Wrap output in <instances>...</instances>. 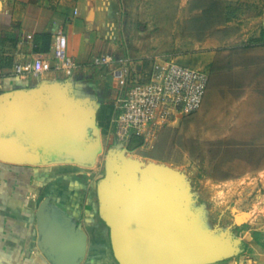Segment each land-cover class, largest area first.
<instances>
[{"label": "rangeland", "instance_id": "374dc122", "mask_svg": "<svg viewBox=\"0 0 264 264\" xmlns=\"http://www.w3.org/2000/svg\"><path fill=\"white\" fill-rule=\"evenodd\" d=\"M115 1L119 55L143 68L173 59L204 69L209 82L201 106L146 146L137 137L129 145L112 138L92 168L96 180L106 175L107 157L142 171L157 165L179 172L190 201H176L175 238L184 217L192 227L206 220L198 238L214 225L264 221V0ZM259 241L264 245V234Z\"/></svg>", "mask_w": 264, "mask_h": 264}, {"label": "crops", "instance_id": "0c3cea01", "mask_svg": "<svg viewBox=\"0 0 264 264\" xmlns=\"http://www.w3.org/2000/svg\"><path fill=\"white\" fill-rule=\"evenodd\" d=\"M117 13L115 0H0V96L36 88L73 98L80 108L96 103V126L86 127L80 141L84 150L90 143L99 146L91 167L0 160V264H119L111 228L99 207L103 178L96 180L92 169L115 137L113 102L122 90L114 65L97 67L93 61L101 55L132 59L118 53ZM60 28L67 39L66 53L80 64L79 70L66 77L49 59L40 74L20 78L14 65L48 52ZM135 66L143 68L141 63ZM115 160L107 157V166ZM209 209L214 213V208ZM219 209L224 215L226 208ZM235 223L214 225L203 235L209 245L232 244L230 234L235 229L233 238L239 240L235 254L207 264H264V245L259 241L264 221ZM199 226L206 229V220L192 227L184 217L179 228L188 243L203 238H198ZM174 227L178 226L168 227V233Z\"/></svg>", "mask_w": 264, "mask_h": 264}, {"label": "water", "instance_id": "95a60500", "mask_svg": "<svg viewBox=\"0 0 264 264\" xmlns=\"http://www.w3.org/2000/svg\"><path fill=\"white\" fill-rule=\"evenodd\" d=\"M96 108L94 102L80 108L73 98L36 88L0 96V160L93 166L99 146L90 143L84 150L80 138L86 127L95 128ZM178 180L179 172L165 166L142 171L127 162L109 163L98 187L99 207L111 228L119 264H207L238 250L236 238L232 244L209 245L206 238L190 244L182 233L176 235L180 239L168 233L176 201L183 206L190 201Z\"/></svg>", "mask_w": 264, "mask_h": 264}, {"label": "built area", "instance_id": "2783aa9c", "mask_svg": "<svg viewBox=\"0 0 264 264\" xmlns=\"http://www.w3.org/2000/svg\"><path fill=\"white\" fill-rule=\"evenodd\" d=\"M67 39L60 28L52 37L51 49L36 54L32 61L16 63L14 72L20 77L38 75L48 67L73 77L80 64L66 53ZM97 67L114 65V75L122 87L113 102L111 125L119 144L129 145L139 138L144 147L158 132L177 122L182 116L196 111L202 104L209 82L201 68L181 64L173 59L155 58L146 68L137 69L131 59L101 55L94 59Z\"/></svg>", "mask_w": 264, "mask_h": 264}, {"label": "trees", "instance_id": "16d2710c", "mask_svg": "<svg viewBox=\"0 0 264 264\" xmlns=\"http://www.w3.org/2000/svg\"><path fill=\"white\" fill-rule=\"evenodd\" d=\"M261 36L264 38V31L261 33Z\"/></svg>", "mask_w": 264, "mask_h": 264}]
</instances>
